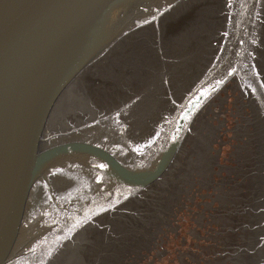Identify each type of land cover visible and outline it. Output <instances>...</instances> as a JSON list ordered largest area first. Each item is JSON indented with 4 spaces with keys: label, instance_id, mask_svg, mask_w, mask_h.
I'll return each instance as SVG.
<instances>
[{
    "label": "water",
    "instance_id": "95a60500",
    "mask_svg": "<svg viewBox=\"0 0 264 264\" xmlns=\"http://www.w3.org/2000/svg\"><path fill=\"white\" fill-rule=\"evenodd\" d=\"M224 1L219 45L188 85L115 87L88 117L136 39L193 0H0V264H182L173 243L159 255L156 209L137 214L203 111L261 78L247 67L264 56V0ZM261 221L249 264H264Z\"/></svg>",
    "mask_w": 264,
    "mask_h": 264
},
{
    "label": "flooded vegetation",
    "instance_id": "af4514ba",
    "mask_svg": "<svg viewBox=\"0 0 264 264\" xmlns=\"http://www.w3.org/2000/svg\"><path fill=\"white\" fill-rule=\"evenodd\" d=\"M169 18L167 25L146 29L136 39L139 47L125 52L119 71L106 77L110 83L98 88L104 96L81 106L88 117L110 101L108 94L115 87H121L119 91L147 85L162 89L168 78L171 86L188 85L186 76L201 71L219 45L227 9L224 0H193ZM194 26L204 27L200 42L196 44L192 36V48L185 49L189 53L183 50L178 56L179 39ZM207 43L205 51V46L198 48ZM257 53L258 64L251 61L247 68L261 78L244 88L230 84L197 118L168 176L140 199L144 204L140 217L156 209L154 237L163 258L173 243L182 264H212L213 258L214 264L251 262L264 219V56L261 49ZM154 198H158L155 208L150 204ZM188 223L191 227L183 234L181 228Z\"/></svg>",
    "mask_w": 264,
    "mask_h": 264
}]
</instances>
